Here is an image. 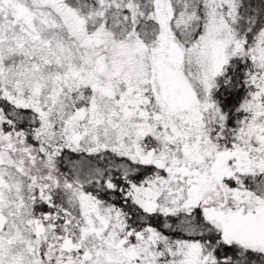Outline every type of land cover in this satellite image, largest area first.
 Listing matches in <instances>:
<instances>
[{
	"label": "snow or ice",
	"instance_id": "1",
	"mask_svg": "<svg viewBox=\"0 0 264 264\" xmlns=\"http://www.w3.org/2000/svg\"><path fill=\"white\" fill-rule=\"evenodd\" d=\"M0 264H264V0H0Z\"/></svg>",
	"mask_w": 264,
	"mask_h": 264
}]
</instances>
